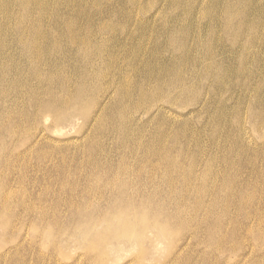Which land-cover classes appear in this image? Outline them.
Returning a JSON list of instances; mask_svg holds the SVG:
<instances>
[{
	"label": "rangeland",
	"instance_id": "obj_1",
	"mask_svg": "<svg viewBox=\"0 0 264 264\" xmlns=\"http://www.w3.org/2000/svg\"><path fill=\"white\" fill-rule=\"evenodd\" d=\"M0 126V264H264V0H0Z\"/></svg>",
	"mask_w": 264,
	"mask_h": 264
},
{
	"label": "bare ground",
	"instance_id": "obj_2",
	"mask_svg": "<svg viewBox=\"0 0 264 264\" xmlns=\"http://www.w3.org/2000/svg\"><path fill=\"white\" fill-rule=\"evenodd\" d=\"M238 1V0H237ZM248 1V0H247ZM228 2H230V1H228ZM233 5H235L236 6V4H233ZM201 14V13H200ZM225 25V24H224ZM241 26V25H240ZM239 31H237L236 33H238ZM219 35V34H218ZM238 35V34H237ZM227 36H228V34H227ZM226 36V37H227ZM27 37V36H26ZM45 42V41H44ZM36 44V43H35ZM208 46V45H207ZM206 46V47H207ZM205 60V59H204ZM211 76H212V73H211ZM215 77H217V74H216V76ZM236 79H237V77H236ZM214 80H215V78H214ZM4 85V84H3ZM213 88V87H212ZM31 100V99H30ZM55 101V100H54ZM80 105H81V103H80ZM44 106V105H43ZM51 107V106H50ZM73 107H75V105L73 106ZM67 108V107H66ZM72 108V107H71ZM81 108V107H80ZM68 109V108H67ZM73 109V108H72ZM79 109V108H78ZM69 110V109H68ZM74 110V109H73ZM83 110V109H82ZM86 110V109H85ZM89 110V109H88ZM34 111V110H33ZM79 111H81V109L79 110ZM84 111V110H83ZM77 112V111H76ZM85 112V111H84ZM86 112H87V110H86ZM85 112V113H86ZM39 114V113H38ZM44 114V113H43ZM62 114V113H61ZM76 114V113H75ZM82 114V117H83V113H81ZM87 114V113H86ZM70 115H72V113L70 114ZM77 115H79L78 113H77ZM53 116H55L54 114H53ZM64 116V115H63ZM62 117V116H61ZM73 117H74V115H73ZM55 118V117H54ZM71 118H72V116H71ZM81 118V117H80ZM37 119V118H36ZM58 119L59 118H57V121H58ZM64 119V118H63ZM95 119V118H94ZM53 121V120H52ZM60 121H61V119H60ZM62 122V121H61ZM55 123V122H54ZM1 127V126H0ZM3 128V127H2ZM103 128V127H102ZM2 130V129H1ZM50 130V129H49ZM98 178H99V176H98ZM12 189V188H11ZM10 191V190H9ZM5 192V191H4ZM8 193V192H7ZM6 194V193H5ZM7 195V194H6ZM3 206V205H2ZM134 207V206H133ZM140 207V206H139ZM5 209V208H4ZM7 209V208H6ZM140 209V208H139ZM133 210H135V209H133ZM141 210V209H140ZM4 212V211H3ZM135 212V211H134ZM144 212V211H143ZM6 213H7V210H6ZM148 213V212H147ZM146 213V214H147ZM126 214H127V212H126ZM7 215V214H6ZM110 215V214H109ZM133 216H134V213H133ZM102 217V216H101ZM131 217H132V215H131ZM130 218V217H129ZM129 218H127V220L129 219ZM148 218V217H147ZM152 218V217H151ZM98 219H100V218H98ZM132 219V218H131ZM37 220V219H36ZM103 220H107V219H102V221ZM150 220V219H149ZM89 221V220H88ZM110 221V220H109ZM118 221V220H117ZM151 221V220H150ZM86 222H87V220H86ZM113 222H115V221H113ZM92 223V222H91ZM117 223V222H116ZM130 223H131V220H130V222H128V221H125V220H123L122 221V223L120 224V225H118L117 224V226L115 225V227L113 226V227H111L112 228V230L115 228L116 229V232H115V234H117V235H119V237H120V235H121V239H124V244L126 243L127 244V242H129L128 240H131V239H133V237L134 236H136L137 235V233H136V235L134 234V230L132 229V227H130ZM98 224V223H97ZM82 225V224H81ZM104 226H105V224H104ZM110 226V225H109ZM112 226V225H111ZM151 226V225H150ZM107 227V226H106ZM75 228V227H74ZM96 228H97V226H96ZM98 228H99V226H98ZM109 228V227H108ZM108 228H105V229H108ZM121 228V229H120ZM68 229V228H67ZM102 229V228H101ZM161 230V229H160ZM86 231V230H85ZM97 231V230H96ZM100 231V233H101V230H99ZM108 231H111L110 229L108 230ZM150 231H151V229H150ZM159 231V230H158ZM171 231V230H170ZM160 232V231H159ZM172 232V231H171ZM47 233V232H46ZM96 233H98V232H96ZM104 233V232H103ZM109 233V232H108ZM165 233V232H164ZM163 233V234H164ZM70 234V233H69ZM112 234V233H111ZM46 235V234H45ZM103 235H106V233L105 234H103ZM139 235V234H138ZM155 235V234H154ZM160 235H162V234H160ZM160 235H158V237L160 236ZM107 236V235H106ZM112 236H114L113 234H112ZM116 236V235H115ZM156 236V235H155ZM164 236H165V234H164ZM169 236V235H168ZM167 236V237H168ZM109 237H110V235H109ZM132 237V238H131ZM161 237V236H160ZM159 237V238H160ZM163 237V236H162ZM127 238H129V239H127ZM104 239H105V237H104ZM107 239H108V236H107ZM107 239H106V241H107ZM117 239H118V236H117ZM137 239H138V236H137ZM163 239H164V237H163ZM98 240V239H97ZM125 240H127V242H125ZM139 240V239H138ZM138 240H136V241H138ZM99 241V240H98ZM101 241V240H100ZM103 241H105V240H102V242ZM121 241V240H120ZM119 241V242H120ZM135 241V242H136ZM109 242H111V240L109 241ZM113 242V241H112ZM133 242H134V239H133ZM135 242L134 243H132L133 245H135ZM75 243V242H74ZM79 243H81L80 241L78 242V244ZM101 243V242H100ZM121 243H122V241H121ZM144 243H145V241H144ZM64 244V243H63ZM95 244V243H94ZM107 244V243H106ZM110 244H112V243H110ZM119 244V243H118ZM117 244V245H118ZM129 244V243H128ZM93 245V244H92ZM113 245H114V243H113ZM132 245V246H133ZM115 246V245H114ZM114 246H110V247H107V246H104V248L102 247V250L100 251L99 250V252H102V254H105V253H109L110 252V248H112L113 250H114ZM131 246V247H132ZM139 246H140V243H139ZM138 246V247H139ZM83 247V246H82ZM93 247V246H92ZM97 247V246H96ZM119 247H120V244H119ZM123 247H124V245H123ZM142 247H144V246H142ZM118 248V247H117ZM127 248H129V247H127ZM136 248V247H135ZM96 249V248H95ZM137 250H139V248H136ZM94 250V249H93ZM112 250V251H113ZM142 250V249H141ZM91 251V250H90ZM96 251V250H95ZM94 251V252H95ZM142 251H144V250H142ZM97 252H98V250H97ZM139 252H141V251H139ZM138 252V253H139ZM141 253H143V252H141ZM104 256V255H103ZM106 256H107V254H106ZM105 256V257H106ZM102 264V263H101Z\"/></svg>",
	"mask_w": 264,
	"mask_h": 264
}]
</instances>
